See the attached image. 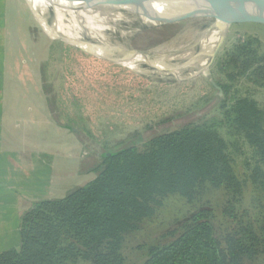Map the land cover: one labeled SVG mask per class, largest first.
I'll list each match as a JSON object with an SVG mask.
<instances>
[{"label": "rangeland", "instance_id": "374dc122", "mask_svg": "<svg viewBox=\"0 0 264 264\" xmlns=\"http://www.w3.org/2000/svg\"><path fill=\"white\" fill-rule=\"evenodd\" d=\"M2 7L0 34L7 48L15 51L4 58L9 70L10 100L21 95L20 101L27 97L33 102L27 104V112H33L32 106L38 105L49 111L58 127L68 129L67 135H72L74 142L86 151L87 164L100 163L106 149H119L122 144L118 142L128 140L135 132L142 134L145 141L193 121L218 118L214 83L230 85L232 96L245 97L261 109L258 117L263 132L260 136L264 138V79L256 73L257 67L264 69L263 22L234 23L207 70L177 79L131 69L60 39L45 25L29 0H0ZM125 9L130 11L129 7ZM212 23L215 20L207 13L150 27L139 21L134 25L124 21L119 22L114 36H118V30L129 31L136 26L140 31L130 38L134 49L167 53L191 47ZM249 50L256 51L255 63L248 58ZM241 53V59L237 58ZM242 135L225 136L241 187L232 192L208 187L192 202L163 187L156 198L155 217L146 220L126 242V264L144 259L145 251L136 249L138 244L154 243L156 235L176 217L202 203L214 207L223 229L239 232L243 243L256 251L253 259L246 257L248 264H264V156L256 142L245 133ZM226 210L231 217L225 214ZM73 264L90 263L82 256Z\"/></svg>", "mask_w": 264, "mask_h": 264}, {"label": "trees", "instance_id": "16d2710c", "mask_svg": "<svg viewBox=\"0 0 264 264\" xmlns=\"http://www.w3.org/2000/svg\"><path fill=\"white\" fill-rule=\"evenodd\" d=\"M248 54L255 63L256 51ZM256 73L264 79L262 66ZM219 86L222 91L213 85L218 118L193 121L145 141L135 132L118 142L119 149H106L111 154L101 155L94 180L62 199L37 201L21 217L20 245L1 252L0 264H73L82 256L90 264H126L129 236L155 217L156 198L164 189L188 202L208 187L239 189L225 136L245 133L264 156L262 111L247 98L232 96L230 85ZM136 249L144 250L145 257L132 264H248L246 257L256 255L239 232L223 229L209 203L176 217L154 243Z\"/></svg>", "mask_w": 264, "mask_h": 264}, {"label": "crops", "instance_id": "0c3cea01", "mask_svg": "<svg viewBox=\"0 0 264 264\" xmlns=\"http://www.w3.org/2000/svg\"><path fill=\"white\" fill-rule=\"evenodd\" d=\"M8 48L0 34V253L20 245L21 217L37 201L64 198L94 180L98 165L87 164L86 151L49 111L27 112L33 102L21 95L10 100L4 58L15 51Z\"/></svg>", "mask_w": 264, "mask_h": 264}, {"label": "bare ground", "instance_id": "6f19581e", "mask_svg": "<svg viewBox=\"0 0 264 264\" xmlns=\"http://www.w3.org/2000/svg\"><path fill=\"white\" fill-rule=\"evenodd\" d=\"M29 1L51 32L71 44L112 58L134 70L180 79L207 70L222 35V28L212 23L191 47L167 53L157 50L142 51L134 49L130 41L140 31L139 27L132 26L129 31L118 30V36H114L119 22L134 25L139 21L149 27L160 25L175 19V16L162 12L158 5L178 3V0ZM125 7H129L130 11L127 12Z\"/></svg>", "mask_w": 264, "mask_h": 264}, {"label": "water", "instance_id": "95a60500", "mask_svg": "<svg viewBox=\"0 0 264 264\" xmlns=\"http://www.w3.org/2000/svg\"><path fill=\"white\" fill-rule=\"evenodd\" d=\"M29 6L32 13L36 17L35 10L30 4ZM158 8L162 12L174 15L176 20L195 13H207L214 18L215 25L222 28V35L211 56L209 65L212 63L218 51L220 50L230 27L234 23L253 21L264 23V0H178V3H161L158 5ZM60 39L68 42V40L65 38L61 37ZM209 65L206 67V69H208ZM214 85L217 89L222 91L220 86H217L215 83ZM110 154L111 153H104L103 155L108 156Z\"/></svg>", "mask_w": 264, "mask_h": 264}]
</instances>
